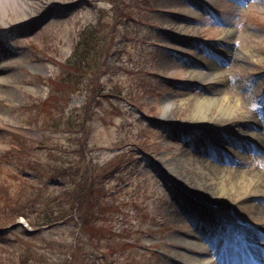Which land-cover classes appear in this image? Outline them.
<instances>
[{
	"label": "rangeland",
	"instance_id": "obj_1",
	"mask_svg": "<svg viewBox=\"0 0 264 264\" xmlns=\"http://www.w3.org/2000/svg\"><path fill=\"white\" fill-rule=\"evenodd\" d=\"M194 1L210 8L208 16L192 0H0L1 181L9 175L11 182L4 183L11 185L12 202L26 203V210L35 194L20 192L22 182L48 185L44 194L60 199V212L74 211L76 218L87 212L92 186L91 204L100 201L103 210L97 224L89 220L80 229L84 235L74 219L41 231L30 238L31 246L44 250L45 241L74 244L80 238L67 264H218V250L242 242L262 262L257 251L264 248L258 233L264 232V219L251 205L264 202L256 181H248L253 173L264 178V149L242 147L256 133L264 139V0ZM206 48L210 56H221L222 74L194 79L195 71L210 73L202 64L209 61ZM76 49L83 50V70L67 63ZM200 97L239 98L241 106L222 119L212 109L204 120H220L208 126L212 121L192 119ZM15 144L24 158L13 157V164L8 150ZM202 150L231 155L226 166L211 159L224 170L225 190L235 183L232 177L249 186L216 201V208L199 203L187 210L207 222L191 227L176 203L184 185L168 165L178 163L187 176ZM127 151L131 155L124 158ZM77 184L85 187L80 197L73 193ZM1 185L0 212L8 208ZM217 208L233 215L239 240L217 224L223 214ZM5 216L2 212L0 264H23L31 253L18 250L15 235L22 231L11 229ZM199 228H213L210 240L216 243H204ZM56 262L61 263L59 255L52 256Z\"/></svg>",
	"mask_w": 264,
	"mask_h": 264
},
{
	"label": "bare ground",
	"instance_id": "obj_2",
	"mask_svg": "<svg viewBox=\"0 0 264 264\" xmlns=\"http://www.w3.org/2000/svg\"><path fill=\"white\" fill-rule=\"evenodd\" d=\"M209 2H213V1L210 0ZM228 30L231 31V27H229ZM6 34H8V32L3 33V35H6ZM202 64L204 66L205 65L207 66L206 70L209 69L210 73L201 74L200 72L195 71L193 72L196 76L194 77V79L195 78L196 79L206 78L208 80H213L214 78H216V75L222 74V70H221L222 68L219 69L218 66L212 64L211 62L207 63V62L202 61ZM1 67L2 66H0V71L2 70ZM2 80L3 79L0 78V83L2 82ZM240 106H241V103H239V98L235 99L233 97H223L222 99H216V100H213L211 98H202V97L196 98L193 103L192 119L194 120L193 122L195 123H208V121H212L210 124H208V126H211L212 123H217L222 118H225V117L228 118L236 114L239 111ZM212 109H214L215 113L223 117H221L220 119L216 118V119H211V120H204L205 118H207V115L214 113L212 112L213 111ZM189 123H192V122H189ZM254 136H255V140L253 141L248 140L246 142V145L254 149L263 150L264 149V139L261 137L262 133L261 134L256 133ZM226 146L230 147V145L228 144ZM222 148H225L226 150H228L227 147H222ZM181 157L185 161L188 160L184 156H181ZM211 159H213L214 162L216 161L218 164L220 163L224 166L228 165L233 160V159L231 160V158H229L227 154H222L218 156V155H214L212 153H208L202 150V153L200 155L198 154V156H196V158L193 161H191L193 170L187 176H184L182 174L181 166L178 163L173 162L170 165H168L170 169L172 170V172L177 176V178L184 185V186L181 185L184 187L183 190L178 189V193L176 196L177 197L176 203L178 204L179 207H181L182 212L187 217L188 223L191 225V227H195V222H197L199 219L197 218V215L190 216L187 210L193 209V206L195 205L200 206L199 203L205 204L206 206H213L214 203H217L216 201L228 200L230 197L234 196L235 194L239 192L242 193L243 190L248 188L249 186V184H247L246 182H243V181L241 182L238 178L235 179L234 177H232L233 180L230 182L232 183L235 182V183L233 185L230 184V187L228 188V190H225L222 187L223 186L222 182L226 178L225 174H223L224 170L221 167L215 166L212 163L213 161L211 162ZM194 173H196V175H194ZM198 175H199V178L201 179L198 178ZM214 177L216 179H214ZM249 179H248L249 180L248 183H251L253 180L256 181L255 188L258 191H260L261 194L259 198H262L263 200L262 202H264V178L259 177L257 173H253L249 176ZM217 180H218V183H217ZM203 184H205L208 187H204ZM236 199H239V197H237ZM251 209L254 210L256 217L264 219V204H259V203L255 205L253 204L251 205ZM175 218L179 220L178 215H175ZM199 231H202V229L199 228ZM202 234H203V237L206 238L207 241H209L210 238H212V235L207 236L206 233H202ZM215 242H216L215 239L209 241V243H215ZM239 247H240V244H239ZM237 254H238L237 256H243V253L241 251L238 252ZM259 254L264 256V252L262 251H259ZM218 262L223 264V261L221 260H219Z\"/></svg>",
	"mask_w": 264,
	"mask_h": 264
},
{
	"label": "trees",
	"instance_id": "obj_3",
	"mask_svg": "<svg viewBox=\"0 0 264 264\" xmlns=\"http://www.w3.org/2000/svg\"><path fill=\"white\" fill-rule=\"evenodd\" d=\"M82 56H83V50L81 52H79L77 49L73 50L71 52L70 56L68 57L67 63L72 65L75 70H83L84 61L82 59ZM73 84L71 85V87L73 86ZM50 91H54V88L51 87ZM76 91H77V89H74V92H76ZM42 103H43V101L41 102V104ZM37 105L38 104H36L35 106H37ZM43 106H45V105H43ZM43 106L38 105V109L46 112L47 108L44 109ZM51 110L55 112V109L52 107H51ZM42 132L45 133L46 130L44 128H42ZM11 139L16 140L13 137H11ZM23 153H24V149L17 147L16 144L11 147V156L16 157L17 158L16 160L20 161L19 159L24 158ZM130 155H131V153H129V151H127V153L125 152V154L123 156L125 158V156L127 157ZM119 167H120V165H117L116 168L118 169ZM40 173H41V176L44 175V173H42V172H40ZM63 175H66V174L63 172ZM39 178H41V177H39ZM34 180L37 181L38 178L35 177ZM48 181H54V179L49 178ZM17 185H22V188H20V192L22 190H25V189H30V191L31 192L33 191L35 194V197L30 199V201L28 203L29 208L31 210H26V209H24L26 203H23V205H20V207H18L17 202L16 203L12 202L14 197L11 195V187H7V185H5V184L2 185V187H4L3 191L5 192V195L3 196L2 199H4V201L8 207V208H4L2 210V212L5 213L6 219L8 221H10L9 225H14L13 226L14 230L19 229L20 231H22L21 234L15 235V238L17 239V240H15V244L18 245V250L25 249V252L29 251L31 253V258H29V260H24V261H20V262L23 264H53L52 263V256H54V255L58 256L59 255L61 263L56 262L54 264H67V257H68V254L70 253V251L73 250L74 246H75V248L79 249L80 244L78 241L80 240V238L79 239L75 238V241H74L75 245L72 243H67L64 240H58V242L53 241V239L50 241L48 240V241H45V242H47V245H46L44 250L41 248H38V246L40 245L38 243L35 244V246H33V245L31 246V244H30L31 239L30 238H36V236L38 234H40L41 231H43L45 229H51L53 227H57L59 224H61V223L65 224L68 221L73 222L74 219L77 222V223L75 222V224L78 225L79 232H83V230L81 231L80 229H84L89 220L95 221L97 224V221H99L98 220L99 219V217H98L99 213H100V211L103 212V210L100 207V201H97L96 203L91 204V200L94 198L93 197V194L95 192L94 188L92 186L88 187V194L92 195V199H88V198L85 199L86 200L85 205L88 204V206H86L87 212L84 214L78 215L79 218H76L77 215H76V213H74V211H71V212L67 213L66 215H64L60 212V208L64 202L61 204L62 201L60 199L58 201V199L53 197V196H51V198L49 199V196H46L44 194V193L48 192L46 190L49 187L48 185L45 184L44 187H41V186H38V185L33 184V183L27 185L26 182H22L21 184H17ZM70 185H71V183L66 184L68 189H69ZM84 188L85 187L82 184H77L73 193H75L77 195L76 197H80L78 195H80L82 193ZM78 200H79V198L72 201L73 207H75V205L78 203ZM97 213H98V215H97ZM1 214H0V216H1ZM19 218H23L26 220L31 232L27 231L25 228L21 227L17 223V220ZM5 228H7V227L4 226L2 230H4ZM72 234L75 236L76 231L73 230ZM83 235H84V232H83ZM25 236L28 238H26ZM78 236H79V234H78ZM16 241H19L20 244L16 243ZM49 242H52V243H49ZM123 248L118 252L119 253L122 252ZM78 249H77V251H78ZM112 254H114V253H112ZM71 255H72V253H71Z\"/></svg>",
	"mask_w": 264,
	"mask_h": 264
},
{
	"label": "water",
	"instance_id": "obj_4",
	"mask_svg": "<svg viewBox=\"0 0 264 264\" xmlns=\"http://www.w3.org/2000/svg\"><path fill=\"white\" fill-rule=\"evenodd\" d=\"M23 224L26 226V224L23 222Z\"/></svg>",
	"mask_w": 264,
	"mask_h": 264
}]
</instances>
